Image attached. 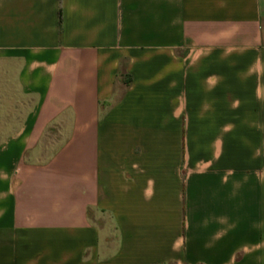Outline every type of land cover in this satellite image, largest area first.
I'll return each mask as SVG.
<instances>
[{"label": "crops", "instance_id": "0c3cea01", "mask_svg": "<svg viewBox=\"0 0 264 264\" xmlns=\"http://www.w3.org/2000/svg\"><path fill=\"white\" fill-rule=\"evenodd\" d=\"M0 264H264V0H0Z\"/></svg>", "mask_w": 264, "mask_h": 264}]
</instances>
